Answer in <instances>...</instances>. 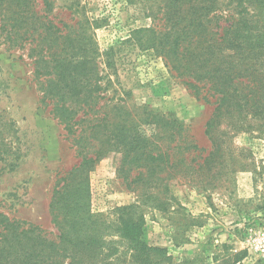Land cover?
<instances>
[{
  "label": "rangeland",
  "instance_id": "1",
  "mask_svg": "<svg viewBox=\"0 0 264 264\" xmlns=\"http://www.w3.org/2000/svg\"><path fill=\"white\" fill-rule=\"evenodd\" d=\"M162 1L52 0L54 10L48 17L64 33L78 31L87 20L93 26L90 35L103 88L97 93L103 98L100 104L111 98L133 112L147 108L177 118L184 124L182 137L206 156L212 146L205 124L215 99H198L151 47L148 34L140 32L169 31ZM39 3L42 8L43 1ZM211 17L217 19L215 32L220 35L234 20L237 27L242 24L238 33L250 43L249 63L264 74V0H218ZM27 54L0 46V143L7 151L1 149L0 212L37 225L55 239L58 232L49 210L52 193L57 180L80 159L73 136L42 103ZM152 128L145 127L147 134ZM219 128V134L227 133V142L214 164L216 176L193 187L177 178L160 197L152 189L150 199L142 198L141 189L131 183L135 172L122 170L121 153H110L88 174L91 212L113 217L118 208L139 206L144 241L166 248L174 264H234V255L242 252L245 257L236 264H264V105L237 131L226 124ZM12 163L17 166L11 168Z\"/></svg>",
  "mask_w": 264,
  "mask_h": 264
},
{
  "label": "trees",
  "instance_id": "2",
  "mask_svg": "<svg viewBox=\"0 0 264 264\" xmlns=\"http://www.w3.org/2000/svg\"><path fill=\"white\" fill-rule=\"evenodd\" d=\"M42 1L39 8V0H0V46L28 52L42 103L73 136L80 162L57 180L52 193L55 239L37 225L0 212V264H174L166 248L144 241L139 206L118 208L113 217L91 212L88 174L110 153H121L122 170L135 172L131 183L146 199L152 189L160 197L177 178L193 187L215 177L214 164L227 142L219 127L226 124L237 131L264 105V74L249 63L250 43L238 33L242 24L237 27L234 20L220 35L215 32L218 21L211 17L218 0H163L169 31H140L198 99H215L205 124L212 148L202 156L199 146L182 137L179 119L147 108L133 112L111 98L100 104L103 98L97 93L103 88L90 35L93 26L87 20L78 31L64 33L48 17L54 2ZM106 54L110 59L112 53ZM107 65L114 67L111 60ZM146 126H153L151 134ZM4 147L6 154L0 143V157ZM245 254L234 255V264Z\"/></svg>",
  "mask_w": 264,
  "mask_h": 264
},
{
  "label": "built area",
  "instance_id": "3",
  "mask_svg": "<svg viewBox=\"0 0 264 264\" xmlns=\"http://www.w3.org/2000/svg\"><path fill=\"white\" fill-rule=\"evenodd\" d=\"M262 249H264V248H262Z\"/></svg>",
  "mask_w": 264,
  "mask_h": 264
}]
</instances>
